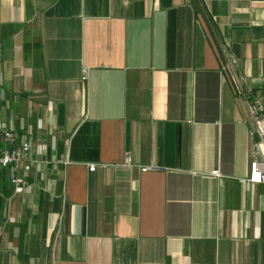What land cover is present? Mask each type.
<instances>
[{"label":"crops","instance_id":"1","mask_svg":"<svg viewBox=\"0 0 264 264\" xmlns=\"http://www.w3.org/2000/svg\"><path fill=\"white\" fill-rule=\"evenodd\" d=\"M232 59L262 95L264 0H0V130L34 160L0 172V264H264Z\"/></svg>","mask_w":264,"mask_h":264},{"label":"built area","instance_id":"2","mask_svg":"<svg viewBox=\"0 0 264 264\" xmlns=\"http://www.w3.org/2000/svg\"><path fill=\"white\" fill-rule=\"evenodd\" d=\"M225 51V50H224ZM235 60H229L226 69L230 72L231 80L235 92L239 96H243L249 115L255 123V130L251 132L252 135L258 137L257 147L260 148L264 144V91L262 95L247 99L246 79L242 76H237L232 70ZM31 157L30 142L25 139H19L18 133L12 130H0V172L7 170L9 173V183L15 189H21L26 186V181L18 176L19 170L26 174L31 164L33 163ZM125 164L130 165V158L125 156ZM95 165H89V170L93 171ZM155 169L153 166H140V171L145 172ZM214 176H219V172H213ZM264 181V163L252 160L249 165V176L247 182L261 183Z\"/></svg>","mask_w":264,"mask_h":264}]
</instances>
